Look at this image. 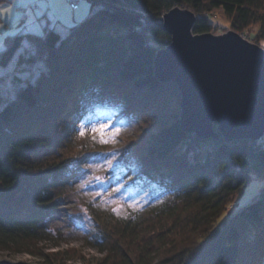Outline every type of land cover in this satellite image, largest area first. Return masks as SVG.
I'll list each match as a JSON object with an SVG mask.
<instances>
[{
	"label": "trees",
	"instance_id": "trees-1",
	"mask_svg": "<svg viewBox=\"0 0 264 264\" xmlns=\"http://www.w3.org/2000/svg\"><path fill=\"white\" fill-rule=\"evenodd\" d=\"M88 1L96 10L68 38L49 40L47 79L0 104V246L33 250L53 238L50 221L84 167L115 151L112 169H104L108 184L118 186V175L120 191L144 200L123 212L86 202L84 237L104 253L94 264H264V187L219 222L253 177L264 176V142L186 132L181 90L160 81L154 65L171 41L163 15L173 7L196 14L194 33L213 31L211 14L222 8L247 37L257 25L261 42L264 0ZM7 40L4 67L13 55ZM95 113L115 116V143L122 131L144 133L129 146L80 139L77 129Z\"/></svg>",
	"mask_w": 264,
	"mask_h": 264
},
{
	"label": "water",
	"instance_id": "water-1",
	"mask_svg": "<svg viewBox=\"0 0 264 264\" xmlns=\"http://www.w3.org/2000/svg\"><path fill=\"white\" fill-rule=\"evenodd\" d=\"M196 14L175 6L163 18L170 43L155 75L181 92V126L200 138L259 139L264 134V48L235 30L194 33ZM217 125V129L215 128ZM0 264H37L0 260Z\"/></svg>",
	"mask_w": 264,
	"mask_h": 264
},
{
	"label": "rangeland",
	"instance_id": "rangeland-1",
	"mask_svg": "<svg viewBox=\"0 0 264 264\" xmlns=\"http://www.w3.org/2000/svg\"><path fill=\"white\" fill-rule=\"evenodd\" d=\"M81 6L84 9L81 20L90 16L98 7L97 5H93L88 0H81ZM7 8H12L13 12L7 13L2 11L3 9ZM19 12L20 10L16 8V0H4L0 2V38H2L4 41L5 37L8 36V34L12 31L13 22L19 15ZM211 20L214 23V30L209 32L213 34H224L229 30H235L231 27L230 19L224 13L222 8H216L213 10V13L211 14ZM250 29V32L252 33L248 37L239 31L237 32L243 35L250 42L258 44L264 48V41L262 40L260 42L254 38V33L256 30H258V26L255 25ZM7 66L2 67L7 69ZM8 79V74L5 73L4 81L6 84ZM8 99H10V97L7 93V89H5L4 99L0 104H3ZM114 121L115 116H111L109 114H92L85 120V123H83L82 126L77 129L76 135H78L82 140L93 138V141L95 142L101 141V143L104 142L102 145L107 143L105 146L108 145L109 147H113L116 144L117 146H129L133 143V141L139 140L144 133V128H141V126L137 127L134 131H122L121 141L115 143L113 142L115 139V127L112 125ZM107 122L111 123L110 129L102 131L98 130L93 133V126L99 128V125ZM82 130L85 132V135L83 136L80 135ZM259 140L264 142V134L259 138ZM104 163L105 160L102 159L101 154L96 158V160L94 159L91 163L84 167L85 170L79 175L76 182L72 186L74 190L71 192L70 189V192H68L69 201L61 206L59 214L50 221V229L53 238L40 240L38 244L35 245L33 250H29L30 248L26 246H0V260H9L12 262L25 261L37 264L97 263L98 259L102 257L104 253L101 252L97 247H94L87 242L82 229L83 225L88 222V210L85 205L86 202L95 199L101 205H106L109 208H113L117 212H123L129 206H135L140 203V200H144L142 195L139 193L131 195L124 191L112 192L111 187H109L107 177L104 174V169L106 167L102 168L98 166ZM94 177L101 178V181L103 182V188L99 187L101 181L93 179ZM85 180L90 182L91 187H80V185L83 184ZM263 187L264 180H260L257 176H254L243 195L241 197L235 196L232 199L227 207V211H225L221 216L219 222L254 198L260 193ZM104 189H107V191ZM96 191H99L100 195L97 196ZM167 223L168 221L166 220L161 221V225H167ZM156 225L159 226L158 223ZM53 251H60V255L52 256L51 254H48L52 253ZM47 254L50 256L48 257Z\"/></svg>",
	"mask_w": 264,
	"mask_h": 264
},
{
	"label": "snow or ice",
	"instance_id": "snow-or-ice-1",
	"mask_svg": "<svg viewBox=\"0 0 264 264\" xmlns=\"http://www.w3.org/2000/svg\"><path fill=\"white\" fill-rule=\"evenodd\" d=\"M16 8L20 10L19 15L13 22L12 31L8 34L7 44L13 55L7 69L0 66V103L3 102L5 89L12 103L20 101L29 90L37 88L52 70L51 55L48 42L52 37L57 39L68 38L70 30L74 29L81 21L84 9L81 0H16ZM3 12L12 13V8L3 9ZM5 41L0 38V51L3 50ZM2 65V61H0ZM5 73L8 74L7 84L4 81ZM111 123H103L99 128L93 126L92 131L108 130ZM120 129H116L118 133ZM80 135H85L82 130ZM102 154L104 164L99 167L112 169L115 151L110 154ZM111 175V173H110ZM118 186L111 187L112 192H120L124 187L119 182V176H112ZM93 179L101 181L100 177ZM264 180V176L258 177ZM81 188L91 187L90 182L85 180ZM103 188V182L100 186ZM95 190V189H94ZM107 191V189H104ZM96 195H100L96 191Z\"/></svg>",
	"mask_w": 264,
	"mask_h": 264
}]
</instances>
